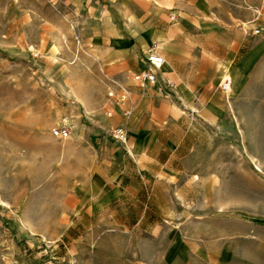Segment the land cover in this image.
Instances as JSON below:
<instances>
[{
    "label": "rangeland",
    "instance_id": "rangeland-1",
    "mask_svg": "<svg viewBox=\"0 0 264 264\" xmlns=\"http://www.w3.org/2000/svg\"><path fill=\"white\" fill-rule=\"evenodd\" d=\"M113 6L114 0H0V264H114L123 232L135 224L130 215L100 223L115 214V203L92 216L84 212L95 172L134 165L111 136L124 126L108 97L114 81L140 86L107 46L104 24ZM256 17L264 30V12ZM225 78L230 97L243 79ZM229 101L220 125L172 132L173 154L184 161L176 163L199 183L187 191L188 205L173 204L172 212L205 210L237 227L251 222L250 241L236 243L264 263V57Z\"/></svg>",
    "mask_w": 264,
    "mask_h": 264
},
{
    "label": "crops",
    "instance_id": "crops-1",
    "mask_svg": "<svg viewBox=\"0 0 264 264\" xmlns=\"http://www.w3.org/2000/svg\"><path fill=\"white\" fill-rule=\"evenodd\" d=\"M109 9L104 36L122 70L134 79L146 67L148 50L164 58L155 86L131 85L130 114L119 119L128 133L119 149L134 165L95 172L85 189V213L115 203V214L100 223L127 221L129 215L135 223L123 232L114 264H264L236 243L250 241L251 222L240 220L237 227L236 220L205 210L173 214V204L188 205L187 191L199 183L187 180L184 175L193 171L176 163L184 161L171 146L179 126H218L229 118L230 97L246 87L264 57V30L253 33L262 25L254 21L264 0H114ZM227 74L243 79L230 97L220 89ZM116 107L122 113L124 106ZM173 189L179 191L175 201ZM160 205L167 212L153 210ZM174 219L178 227L170 224ZM105 237L100 235V247L107 252Z\"/></svg>",
    "mask_w": 264,
    "mask_h": 264
},
{
    "label": "built area",
    "instance_id": "built-area-1",
    "mask_svg": "<svg viewBox=\"0 0 264 264\" xmlns=\"http://www.w3.org/2000/svg\"><path fill=\"white\" fill-rule=\"evenodd\" d=\"M263 31V27H257L254 29V34H259ZM146 67L139 71L134 78L141 87L155 86L158 83V76L156 70L164 63L162 55L158 54L154 50H148L145 55ZM115 88L108 93V97L113 100L116 105L124 106L122 114L128 116L130 114L129 96L130 89L118 82H115ZM230 80L225 78L221 84V90L227 92L229 89ZM111 136L119 141H125L127 138V131L124 126H116L111 131ZM52 264V263H50Z\"/></svg>",
    "mask_w": 264,
    "mask_h": 264
},
{
    "label": "bare ground",
    "instance_id": "bare-ground-1",
    "mask_svg": "<svg viewBox=\"0 0 264 264\" xmlns=\"http://www.w3.org/2000/svg\"><path fill=\"white\" fill-rule=\"evenodd\" d=\"M229 90H230V85H229V89H228L227 93L229 92Z\"/></svg>",
    "mask_w": 264,
    "mask_h": 264
}]
</instances>
